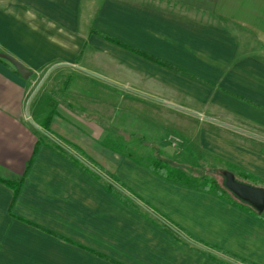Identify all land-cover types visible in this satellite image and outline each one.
Here are the masks:
<instances>
[{
    "label": "crops",
    "instance_id": "0c3cea01",
    "mask_svg": "<svg viewBox=\"0 0 264 264\" xmlns=\"http://www.w3.org/2000/svg\"><path fill=\"white\" fill-rule=\"evenodd\" d=\"M0 53L31 72L0 56V264H264L262 215L150 169L198 146L264 188V0H0Z\"/></svg>",
    "mask_w": 264,
    "mask_h": 264
},
{
    "label": "rangeland",
    "instance_id": "374dc122",
    "mask_svg": "<svg viewBox=\"0 0 264 264\" xmlns=\"http://www.w3.org/2000/svg\"><path fill=\"white\" fill-rule=\"evenodd\" d=\"M91 87H93V85H91ZM30 110V109H29ZM175 120V122H178L179 124L175 127H170L169 128H165L163 130V133H167L168 134V139L171 136V134L173 136H177V137H181L187 140L188 138V134H187V127H189V129L192 127L191 125L188 124L187 120H183V118L178 115V119H176L175 117L173 118ZM92 121L97 122V120L94 118H92ZM105 123V122H103ZM105 124H102V127L105 126ZM145 126V123L143 122V124ZM189 125V126H186ZM167 126V125H166ZM138 127V126H137ZM92 129V128H91ZM141 128L138 127V130H140ZM144 129H149V127H144ZM137 130V129H134ZM118 131H121L120 127H115L114 128H110L109 131V139L110 140H115L114 144H110L109 142H105V145L107 147H113L112 149H116L117 151H121L123 155H125L126 151L125 150H129L132 151L131 155L141 159L143 157L140 158V152H138L137 150H146L149 153H152V149H151V144L150 145H143L141 144L137 138H128V140H130V145L124 147V143L127 140L126 138H124L123 134H120ZM176 131V132H174ZM164 134V135H165ZM149 139H154V137H150ZM127 140V141H128ZM169 145L172 147V149H174V151H176L177 149H179V146L181 145L180 141L179 143L177 142V140H174L173 138L168 140ZM192 151H191V156L189 159H185L180 161L181 165H176L174 164L173 166H179L183 171H186L189 174V183L197 185L199 184V178L203 175V174H207L209 176L214 177L219 183H222L225 179L224 177V172H232L235 174V177L240 180V178H238V174H237V169L235 168V166H233V164L229 161H226L222 158H219L218 155L214 154V153H207L206 151H204L203 149L199 148L198 146L193 147L192 146ZM144 160H142L143 162H147V160H145V157L143 158ZM85 160V159H83ZM237 174V176H236ZM240 181H244V180H240ZM251 181V180H250ZM246 182V181H244ZM249 184H253L251 182H247Z\"/></svg>",
    "mask_w": 264,
    "mask_h": 264
},
{
    "label": "trees",
    "instance_id": "16d2710c",
    "mask_svg": "<svg viewBox=\"0 0 264 264\" xmlns=\"http://www.w3.org/2000/svg\"><path fill=\"white\" fill-rule=\"evenodd\" d=\"M105 37V36H104ZM107 39H110V41H115L112 38L105 37ZM118 44L120 42L115 41ZM123 47L132 50L134 52H137L143 56H147L146 54L139 52L138 50L131 48L129 46H126L124 44H121ZM68 147L73 150L74 154H69L68 150L63 148L61 145L56 144L55 147L61 150L63 153L67 154L73 162H75L78 166H80L84 171L90 173L93 175L97 180H100L106 188H108L113 194H115L120 200H122L125 204L130 205L138 210H142L141 207L135 203L133 199H131L123 190H121L120 182L114 179L113 181H109L102 177L100 174L96 173L92 167H95L96 164L88 157V155L83 152L79 147L73 145V144H68ZM85 159V160H83ZM174 164H171L170 162L166 161L165 159L161 158H156L150 165V169L157 174L171 179L176 182L180 183H189V174L186 171H183L179 166H173ZM227 172V171H226ZM232 173V172H231ZM234 174V173H233ZM235 176V175H234ZM236 178V177H235ZM236 180H238L236 178ZM240 181V180H238ZM199 184L205 188L206 190H211L214 193L225 197L228 200L234 201V202H240L246 206H249L255 213L258 215H262L264 217V210L262 212L257 211L254 209L251 205L247 204L246 202L242 201L240 198H238L235 194H233L224 184V181L222 183H219L214 177L209 176L207 174H203L199 178ZM244 182V181H240ZM21 181L15 185L10 184L13 187V195L15 196L19 187L21 186ZM117 183V184H116ZM247 183V182H245ZM249 184V183H248ZM166 229L171 232L174 236H176L175 232L171 230L170 228L166 227ZM202 251V250H201ZM204 252V251H202ZM207 254V252H205Z\"/></svg>",
    "mask_w": 264,
    "mask_h": 264
},
{
    "label": "water",
    "instance_id": "95a60500",
    "mask_svg": "<svg viewBox=\"0 0 264 264\" xmlns=\"http://www.w3.org/2000/svg\"><path fill=\"white\" fill-rule=\"evenodd\" d=\"M0 56L7 59L11 62L16 70L19 72L21 77L27 78L30 75V71L27 70L20 62H18L15 58L0 53ZM88 72L86 70H83ZM90 73V72H88ZM37 89V88H36ZM224 184L225 186L238 198L247 204L251 205L254 209L259 212L264 210V188L254 186L245 182H240L236 180L235 176L231 172H224Z\"/></svg>",
    "mask_w": 264,
    "mask_h": 264
}]
</instances>
